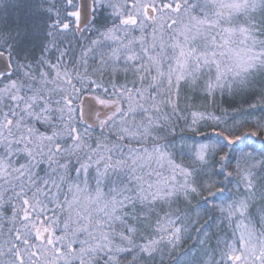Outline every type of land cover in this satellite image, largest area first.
<instances>
[{
	"label": "snow or ice",
	"instance_id": "obj_1",
	"mask_svg": "<svg viewBox=\"0 0 264 264\" xmlns=\"http://www.w3.org/2000/svg\"><path fill=\"white\" fill-rule=\"evenodd\" d=\"M0 264H264V0H0Z\"/></svg>",
	"mask_w": 264,
	"mask_h": 264
},
{
	"label": "trees",
	"instance_id": "obj_2",
	"mask_svg": "<svg viewBox=\"0 0 264 264\" xmlns=\"http://www.w3.org/2000/svg\"><path fill=\"white\" fill-rule=\"evenodd\" d=\"M48 2L50 4H55L57 3V0H48ZM62 2V0H61ZM38 55V53H37ZM231 96L229 95H224L221 96L220 94H216L215 96V101H213L211 98L208 99L207 101V105H208V111L213 112L216 115H219L221 112L224 111H231L232 109H236V108H240V107H246L247 105L242 104V102L240 101L239 98H230ZM194 102V104L200 105L202 103H204V96L203 94H199L193 97L192 101ZM250 128L249 125H246L242 128H240V133L246 132L248 131V129ZM201 131H204V129H201ZM239 134V133H237ZM249 142H251V140H249ZM259 141H257L256 146H258ZM227 150V149H225ZM217 187H220L219 185H217ZM186 243H191V241H186Z\"/></svg>",
	"mask_w": 264,
	"mask_h": 264
},
{
	"label": "rangeland",
	"instance_id": "obj_3",
	"mask_svg": "<svg viewBox=\"0 0 264 264\" xmlns=\"http://www.w3.org/2000/svg\"><path fill=\"white\" fill-rule=\"evenodd\" d=\"M219 94V93H218ZM189 95H191V93H189ZM230 98H232V97H230ZM192 103H194V102H192ZM258 146H259V144H258Z\"/></svg>",
	"mask_w": 264,
	"mask_h": 264
}]
</instances>
